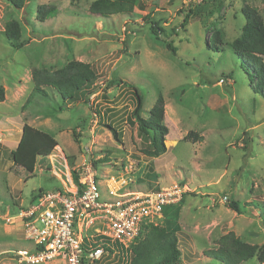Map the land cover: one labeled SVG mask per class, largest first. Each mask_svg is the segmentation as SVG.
<instances>
[{
    "label": "rangeland",
    "instance_id": "obj_1",
    "mask_svg": "<svg viewBox=\"0 0 264 264\" xmlns=\"http://www.w3.org/2000/svg\"><path fill=\"white\" fill-rule=\"evenodd\" d=\"M93 1L27 0L19 9L0 0V264H23L16 251L33 245L25 239L21 209L40 190L64 188L65 175L84 158L104 193L111 177L126 180L132 191L184 185L175 224L186 264H221L205 251L231 231L264 247V95L230 46L242 33L243 6L257 7L264 19V0H137L133 12L105 16L90 11ZM42 5L55 6L57 15L38 19ZM10 20L23 27L21 47L4 34ZM153 23L162 29L160 40ZM216 29L223 32V51L212 48ZM71 60L91 63L99 73L88 102L64 103L50 88L31 95L33 69L54 71ZM111 79L125 85H108ZM130 85L143 97L144 117L163 95L164 123L180 141L159 158L142 153L149 141L131 120ZM230 201L243 213L230 209ZM116 250L95 264H124Z\"/></svg>",
    "mask_w": 264,
    "mask_h": 264
},
{
    "label": "trees",
    "instance_id": "obj_2",
    "mask_svg": "<svg viewBox=\"0 0 264 264\" xmlns=\"http://www.w3.org/2000/svg\"><path fill=\"white\" fill-rule=\"evenodd\" d=\"M14 7L23 8L27 0H6ZM138 4L137 0H95L90 5V11L98 15H113L119 13H131ZM55 6L42 5L37 9V18L44 21L47 18L57 15ZM245 16V23L242 27L240 37L235 39L231 44L236 59L240 62L241 68L248 72L251 70L255 88L259 94L264 95V19L257 7L245 4L242 8ZM187 22V19L182 23ZM4 34L7 40L14 47H21L23 44V27L16 20H10L6 23ZM157 40H160L161 27L157 23H153L151 28ZM214 41L212 48L215 51H223V32L216 29L214 33ZM167 49L177 55V48L171 43L166 42ZM99 78V73L91 63L80 60H71L63 67L50 71L46 68H35L32 71V83L34 85L32 96L46 95V88H50L58 93L64 103H77L82 98L89 101L91 95L95 93L94 85ZM125 85L122 80L111 79L108 85L112 84ZM135 99V107L131 112V120L135 121L138 132L141 135L148 137V147L142 149V153L150 158H158L163 156L167 150L166 137L169 133V128L164 123L165 120V101L162 94H159L154 105L149 109L148 116L144 117L143 97L139 89L130 85ZM4 87L0 86V102L4 100ZM31 96V97H32ZM112 130L114 137L121 141V132L116 127L108 124ZM26 133V126L24 134ZM194 132H189L187 136L195 135ZM76 137V131H73ZM169 142V141H168ZM167 144V145H166ZM13 159L15 152H12ZM73 177L77 181L79 174L76 170L73 171ZM150 188L151 185H150ZM158 190L159 188H155ZM38 195L31 196V201L38 198ZM228 207L238 213H243L238 201H230ZM179 206L170 205L164 210V215H170L168 224L165 225H144L139 236L128 247L125 248L119 243H115L111 248L110 241L105 238H99L102 241L105 249L110 253H120L124 259V264H186L181 256L179 245L180 226L175 224L178 219ZM173 219V220H172ZM85 243H90L85 241ZM126 252L127 255L123 254ZM205 254L213 260L221 264H243L253 258L258 259L259 264L264 263V247L251 244L242 240L233 231L222 235L217 246L213 249L205 251Z\"/></svg>",
    "mask_w": 264,
    "mask_h": 264
},
{
    "label": "built area",
    "instance_id": "obj_3",
    "mask_svg": "<svg viewBox=\"0 0 264 264\" xmlns=\"http://www.w3.org/2000/svg\"><path fill=\"white\" fill-rule=\"evenodd\" d=\"M76 171L77 181L68 173L64 188L42 192L21 209L25 239L33 247L16 251L20 263L45 264L62 258L66 264H95L109 254L99 238L129 247L144 225L161 224L165 208L185 192L179 185L126 190V180L111 177L104 193L86 158Z\"/></svg>",
    "mask_w": 264,
    "mask_h": 264
},
{
    "label": "crops",
    "instance_id": "obj_4",
    "mask_svg": "<svg viewBox=\"0 0 264 264\" xmlns=\"http://www.w3.org/2000/svg\"><path fill=\"white\" fill-rule=\"evenodd\" d=\"M178 140H179V138H174V137H172V135L170 134V132H169V134L167 135V137H166V142H168L169 141V143H171V145H167V147H168V150H169V148H172L173 146H176L177 145V142H178ZM54 143V146L55 145H57L58 144V146H60V144L58 143V142H56L55 141V139L54 140H52ZM180 141V140H179ZM61 147V146H60ZM167 150V151H168ZM159 158V157H158ZM64 182V181H63ZM156 182V184L158 185L159 183L157 182V181H155ZM184 186V185H183ZM187 188V187H186Z\"/></svg>",
    "mask_w": 264,
    "mask_h": 264
},
{
    "label": "clouds",
    "instance_id": "obj_5",
    "mask_svg": "<svg viewBox=\"0 0 264 264\" xmlns=\"http://www.w3.org/2000/svg\"><path fill=\"white\" fill-rule=\"evenodd\" d=\"M31 201V200H30Z\"/></svg>",
    "mask_w": 264,
    "mask_h": 264
}]
</instances>
